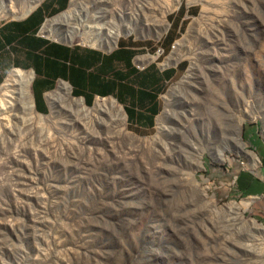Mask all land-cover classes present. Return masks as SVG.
<instances>
[{"label":"rangeland","instance_id":"obj_1","mask_svg":"<svg viewBox=\"0 0 264 264\" xmlns=\"http://www.w3.org/2000/svg\"><path fill=\"white\" fill-rule=\"evenodd\" d=\"M36 2L42 35L175 72L151 129L111 97L0 112V264H264L228 210L264 227L233 187L264 148V0H0V26Z\"/></svg>","mask_w":264,"mask_h":264},{"label":"crops","instance_id":"obj_2","mask_svg":"<svg viewBox=\"0 0 264 264\" xmlns=\"http://www.w3.org/2000/svg\"><path fill=\"white\" fill-rule=\"evenodd\" d=\"M30 16L0 26V87L13 69L32 71L31 90L40 114L49 112L47 95L59 92L60 86L67 84L71 96L84 99L88 106L98 97L115 98L124 106L130 122L141 123L147 129L154 127L163 104L164 82L175 71L168 70L171 73L166 75L156 65L139 68L134 63L135 49L127 46L104 51L53 40L41 34V17ZM255 150L258 162L252 158L240 161L233 187L239 195L254 198L258 210L263 212L264 148L258 143Z\"/></svg>","mask_w":264,"mask_h":264},{"label":"bare ground","instance_id":"obj_3","mask_svg":"<svg viewBox=\"0 0 264 264\" xmlns=\"http://www.w3.org/2000/svg\"><path fill=\"white\" fill-rule=\"evenodd\" d=\"M38 2H36L33 5H31L26 11H24V14H22L21 18H25L30 13H32L36 9V7H38ZM40 2H41V0H40ZM1 13H3V12H1ZM70 13H71L70 11L69 12L67 11L65 13H62L61 15H58L57 17H55L52 20H47L46 25L50 24V22H54V21L58 22V21L63 20V19H68V18H70V16H69ZM3 16H4V14H3ZM48 30L52 31L51 28H48ZM33 77L34 76L32 74V71H30V72L29 71H24V70L18 69V68L13 69L12 71H10L8 73L5 81L2 83V85L0 87L1 91H2V94L0 95V112L2 110L6 111L7 109H10V110L11 109H15L20 102H22L21 105H23L21 108L24 107L31 114H32L33 111H35L34 101H33V97H32V94H31V84H32V81H33ZM59 90H60L59 92L56 91V92H53V93H49L47 95L48 98H49L50 104H51V106L53 108H54L55 101L58 100L61 97V95L63 97L64 96L68 97L70 100H74L77 103L80 102V104L83 106V104H84L83 99L72 97L71 94H70V90L71 89L69 88V86L67 84H62L60 86ZM95 105H96L95 106V110L97 109V110H102L103 111L105 109L109 110L111 108H116V107H118L120 109L117 101L114 100V99H107V98L101 99L100 98V100L98 99L95 102ZM80 110H81V108H80ZM119 111H121V109ZM250 156L255 162H257V159L255 158V156L253 154H251ZM250 203L251 202H249V201L245 202L243 207H241L240 205L234 206V204H231V205H229L228 210L233 215L234 220L237 222V224L240 225L239 226L240 228L243 229L246 226L249 227V232L252 233L250 235V239H249V241L251 242L250 245H252L254 247V248L253 247L252 248L253 249H257L260 254H264V227L259 225L258 223L254 222V221L253 222H246L244 220V213H245V211L248 210V208L250 206ZM239 227H238V229H240ZM262 257L264 258V255ZM262 260H264V259H262ZM262 260H261V262H262Z\"/></svg>","mask_w":264,"mask_h":264},{"label":"trees","instance_id":"obj_4","mask_svg":"<svg viewBox=\"0 0 264 264\" xmlns=\"http://www.w3.org/2000/svg\"><path fill=\"white\" fill-rule=\"evenodd\" d=\"M67 4H68V0H59V8L65 9ZM44 13H46V12L43 9L39 8L33 14H31V16L29 18H33L34 16H37V17L39 16V17H41V22H40V24H41L44 22V18H45ZM165 73H166V75H169L171 73V71H166Z\"/></svg>","mask_w":264,"mask_h":264},{"label":"water","instance_id":"obj_5","mask_svg":"<svg viewBox=\"0 0 264 264\" xmlns=\"http://www.w3.org/2000/svg\"><path fill=\"white\" fill-rule=\"evenodd\" d=\"M30 15V14H29Z\"/></svg>","mask_w":264,"mask_h":264}]
</instances>
